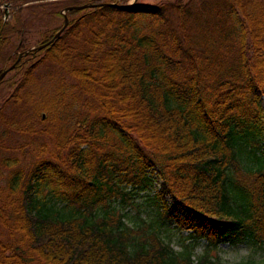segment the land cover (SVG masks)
<instances>
[{"label": "trees", "instance_id": "obj_1", "mask_svg": "<svg viewBox=\"0 0 264 264\" xmlns=\"http://www.w3.org/2000/svg\"><path fill=\"white\" fill-rule=\"evenodd\" d=\"M28 1L114 4L16 61L0 0V264H257L210 252L264 243V0Z\"/></svg>", "mask_w": 264, "mask_h": 264}, {"label": "rangeland", "instance_id": "obj_2", "mask_svg": "<svg viewBox=\"0 0 264 264\" xmlns=\"http://www.w3.org/2000/svg\"><path fill=\"white\" fill-rule=\"evenodd\" d=\"M94 1H103V0H94ZM134 0H116L118 3H131ZM142 2L155 3L158 0H139ZM3 5L1 7L4 9L6 19H13V15L19 18L24 22L23 31L24 34L20 40V44L22 47L33 46L39 41L43 34L50 35L52 34L57 27L63 24V17L58 13H53L51 10H47V12L42 11L38 7H31L30 3L35 4L33 1H28L25 3H20V0H3ZM29 4V5H28ZM24 7L23 9H19ZM36 6V5H35ZM19 9V10H18ZM17 11V12H16ZM64 9L61 11L63 13ZM60 29V28H59ZM58 29V30H59ZM57 32V31H56ZM55 32V33H56ZM62 33V32H61ZM22 49V48H20ZM197 196L201 194L198 190L194 191ZM187 193V192H185ZM189 194V193H188ZM141 204L140 213L145 216H154L156 207L152 202L147 200ZM175 222L171 224V230L169 233L170 242L177 249L179 247L180 239L183 236H188L191 234L190 229L177 228L174 226ZM188 239V238H187ZM199 243L195 247V256L201 255L206 241L204 238H199ZM210 254L213 256H217V258L223 263H235L241 260H253L257 264H262L264 262V243H254L252 241L240 242L235 245H230L228 243H220L218 250H211Z\"/></svg>", "mask_w": 264, "mask_h": 264}, {"label": "water", "instance_id": "obj_3", "mask_svg": "<svg viewBox=\"0 0 264 264\" xmlns=\"http://www.w3.org/2000/svg\"><path fill=\"white\" fill-rule=\"evenodd\" d=\"M103 4H109V5H113L114 3H102V2H98V3H90V4H80V5H72V6H68L64 9L63 11V14H64V22L62 24V26L60 27L59 30H57V32L53 35V37L48 40L47 42L43 43V44H40V45H37V46H31L30 48H28L27 50L23 51V52H20L18 55H17V59L16 61H18L22 55L24 54H28L29 52L35 50V49H41L47 45H49L52 41H54L60 34L61 32L66 28L67 24H68V18L66 16V11L68 10H71V9H82V8H85V7H94V6H100V5H103ZM13 67V64L7 68V69H4L1 73H0V80L3 78V76L7 73V71L9 69H11Z\"/></svg>", "mask_w": 264, "mask_h": 264}]
</instances>
